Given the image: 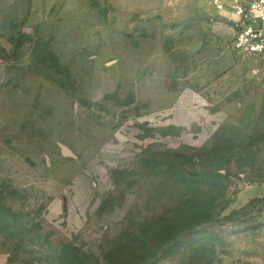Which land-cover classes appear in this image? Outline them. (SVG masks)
Listing matches in <instances>:
<instances>
[{
  "label": "rangeland",
  "instance_id": "rangeland-1",
  "mask_svg": "<svg viewBox=\"0 0 264 264\" xmlns=\"http://www.w3.org/2000/svg\"><path fill=\"white\" fill-rule=\"evenodd\" d=\"M205 26L0 0V264H264V58Z\"/></svg>",
  "mask_w": 264,
  "mask_h": 264
},
{
  "label": "built area",
  "instance_id": "built-area-1",
  "mask_svg": "<svg viewBox=\"0 0 264 264\" xmlns=\"http://www.w3.org/2000/svg\"><path fill=\"white\" fill-rule=\"evenodd\" d=\"M214 2L218 10L230 9L238 16L234 23L236 34L230 45L232 51L264 58V0H252L247 6L226 5L221 0Z\"/></svg>",
  "mask_w": 264,
  "mask_h": 264
},
{
  "label": "crops",
  "instance_id": "crops-1",
  "mask_svg": "<svg viewBox=\"0 0 264 264\" xmlns=\"http://www.w3.org/2000/svg\"><path fill=\"white\" fill-rule=\"evenodd\" d=\"M250 1L252 0H221L226 5L237 3L243 6H247ZM197 7L203 25H206L215 43L219 44L224 52L225 47L231 44L235 37L234 23L238 20V16L230 9L218 10L214 0H197Z\"/></svg>",
  "mask_w": 264,
  "mask_h": 264
},
{
  "label": "water",
  "instance_id": "water-1",
  "mask_svg": "<svg viewBox=\"0 0 264 264\" xmlns=\"http://www.w3.org/2000/svg\"><path fill=\"white\" fill-rule=\"evenodd\" d=\"M62 150H63V152H64V154H65L66 156H71V157L74 156V155L72 154V152H71L68 148L62 146Z\"/></svg>",
  "mask_w": 264,
  "mask_h": 264
},
{
  "label": "trees",
  "instance_id": "trees-1",
  "mask_svg": "<svg viewBox=\"0 0 264 264\" xmlns=\"http://www.w3.org/2000/svg\"><path fill=\"white\" fill-rule=\"evenodd\" d=\"M214 149H216V147H214Z\"/></svg>",
  "mask_w": 264,
  "mask_h": 264
}]
</instances>
